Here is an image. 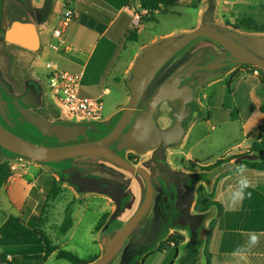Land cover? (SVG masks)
Returning <instances> with one entry per match:
<instances>
[{"label": "rangeland", "instance_id": "obj_1", "mask_svg": "<svg viewBox=\"0 0 264 264\" xmlns=\"http://www.w3.org/2000/svg\"><path fill=\"white\" fill-rule=\"evenodd\" d=\"M197 1L200 3L197 8H193V3H197ZM211 5L215 7L214 24L240 35L241 39L238 40V43L246 44L249 39L264 35L259 32V28L264 27V0H182L179 6L170 9L168 13L161 12L155 15V20H145L146 28L143 29L142 37L150 40L154 36L170 33L173 34L166 37L181 36L185 33L183 30L195 29L202 25L203 16ZM15 11L26 13L21 1L18 2ZM27 21L33 20L28 19ZM4 23L5 27L6 20ZM132 33L135 32L132 31ZM203 41L200 39V42L199 40L194 42L181 52L176 60L186 56L195 45ZM208 50L204 51L208 52ZM36 57L37 55L7 45L3 39H0L1 75L4 73L8 78V74H11L17 80H25L24 78L32 75ZM9 62L11 73L8 69ZM90 68L93 69V63ZM48 71L44 67L39 71L41 74L38 72L36 75V77L46 76L47 89ZM111 88L112 95L102 99L104 103L103 118L114 111L109 107L117 99V89L115 86ZM49 101L55 116L46 117V119L76 123L56 99L50 96ZM196 104L198 108L189 124L183 142L167 150V159L172 166L179 170L198 172L197 192H205L207 200L220 205V207L214 206L205 212L209 214V217L205 221L204 227L211 224V236L204 239L198 248L202 264H206V257L209 252L212 253V240L223 241L225 239L231 244H242L245 247L248 261L258 264L260 260L254 253L255 248H260V244L264 242V239L261 238L264 232V172L249 168L245 164L247 160H240V158L250 155L254 157L251 160L264 161V154L254 156L251 149L254 142L262 139L258 130L264 127V71L253 65L229 68L221 75L210 78L202 87L198 88ZM170 111L171 108L167 104L162 106L159 115L160 125L167 127L172 123L169 116ZM119 116L120 113L115 116V119H119ZM101 121L87 122L99 123L98 125L101 126ZM28 127L18 133L9 129L18 136L37 144L58 145V143L50 141V138H45L38 133L33 126L29 125ZM101 134L102 132L98 136ZM81 139H85L86 142L90 141V137H87L86 134L72 143ZM5 153L0 149V163L9 162L13 177L5 185L4 193L9 195V187L13 186L19 190L20 195H28L29 198L37 201L45 200L41 214L33 216L40 218L41 223L31 221V226H38L48 235L54 245L74 253L83 260L93 262L100 258L104 252L101 245L103 235H108L113 239L116 231L122 226L121 223L115 222L107 233L101 231L114 213L115 203L106 195L86 191L82 186L80 189L75 188L69 183V180H65L50 165L40 164L25 157L20 160L18 158L21 156H10ZM136 153L139 157L142 155L148 157L151 154L154 156L153 151ZM218 161H222L218 167L208 169ZM57 188L60 189V193L54 198L53 194ZM226 202L230 204L224 212L223 205ZM69 206L73 212L74 225L67 234L60 235L58 229L63 222L65 210ZM126 215H128L127 211ZM218 215L222 216L221 219ZM228 219L238 220V222L234 224L232 222V225L229 226V222H226ZM99 224L102 225L100 229L98 228ZM96 234L98 240L95 243ZM183 234L187 236L186 232ZM202 235L205 237L204 233ZM237 235H240L239 238L241 235L243 236L240 238L241 241H238ZM253 236L256 237L255 242L252 241ZM174 244L176 243L174 242ZM192 250L190 243L184 246L181 249L184 257L178 261V264H188L192 257L190 255ZM122 254L118 256L117 260H114L113 264H122L121 262L124 260ZM175 255L176 250L171 247H166L165 251L155 249L145 264H172ZM198 262L195 261L194 264H199ZM51 264L70 263L66 260L52 259Z\"/></svg>", "mask_w": 264, "mask_h": 264}, {"label": "water", "instance_id": "obj_2", "mask_svg": "<svg viewBox=\"0 0 264 264\" xmlns=\"http://www.w3.org/2000/svg\"><path fill=\"white\" fill-rule=\"evenodd\" d=\"M33 21L15 20L4 31L0 38L10 46H15L33 54L40 53L41 36L39 26L45 25L53 10V0H46L44 14L36 8L33 0H19ZM214 5L203 16L201 26L182 34L170 36L147 47L143 55L136 61L129 83L131 99L120 113L115 127L103 138L79 144H68L77 141L87 132H97L99 123L65 124L61 120L49 121L36 115L31 109L23 108L16 102V113L22 124L33 126L44 137L56 138L62 146H45L26 140L0 122V149L5 155L9 153L25 157L40 164L50 165L57 173L72 174V169H62L58 164L72 163L84 158H103L129 173H138L146 184L145 198L138 211L129 219L125 217L124 189L119 182L103 183L90 178L80 179L78 183L69 180L75 188L88 186L86 191L109 196L116 209L104 227L107 233L115 222L121 228L111 239L103 235L101 245L104 252L100 258L88 264H113L118 256L127 254V243L138 228L140 222L153 203L154 189L149 174L143 168H136L126 161L121 153L133 150L138 153L154 152V160L168 180L163 179L172 199L180 211V229L190 231L191 244H198L200 232L209 217L207 213L192 215L191 210L196 200V176L183 171H174L167 160V150L181 144L187 133L189 124L196 113V94L207 80L217 77L229 68L240 65H253L264 71V35L249 39L246 44L238 43L241 36L226 28L214 24ZM37 17V18H36ZM199 39L203 42L195 45L186 56L176 60L178 55ZM209 49L208 52L204 50ZM214 49L223 50L222 52ZM30 92L22 99L28 106L36 104V96ZM0 112L7 115L6 101L0 95ZM33 100V101H32ZM164 104L170 108L172 123L164 127L159 124V115ZM19 108V109H17ZM11 127L13 122L7 120ZM102 123V122H101ZM254 157L245 155L240 160H251ZM94 185V186H92ZM107 185L108 188H104ZM123 222V224H122ZM152 242L146 252L153 251L157 242ZM123 258H125L123 256ZM134 264H144L134 260Z\"/></svg>", "mask_w": 264, "mask_h": 264}, {"label": "crops", "instance_id": "obj_3", "mask_svg": "<svg viewBox=\"0 0 264 264\" xmlns=\"http://www.w3.org/2000/svg\"><path fill=\"white\" fill-rule=\"evenodd\" d=\"M68 1L79 13V18L64 29L62 35L65 43L64 47L60 50H55L52 45L57 44L58 40L53 36V32L60 26V18ZM45 2L46 0H33L34 6L42 11L45 9ZM81 6H87L99 11L105 18H93L87 12H84ZM135 13L142 14V18H147L146 20H148L151 18L156 19L155 15L161 13V11L149 12L142 9L141 0H53V10L48 22L38 28L42 45L40 53L33 54L27 51L30 54L37 55L36 60H34L36 64L32 68V75L36 77V75L41 74L39 71L43 70L44 67L47 69V64H52L62 71L82 75L83 95L86 97H101L103 100L104 97L112 95L111 87L115 86L117 99L109 107V109H114V111L105 118L121 113L131 99L129 83L136 61L143 55L147 47L160 42L163 37L173 34L154 36L150 40L143 39L142 33L143 29L146 28V23L141 20L140 27L135 29L133 26V15ZM197 15L199 22V11ZM192 29L183 30V32L186 33ZM132 31L138 34V41L127 39V35ZM94 60L95 62H93ZM92 63L93 69L90 68ZM132 177L131 174H126L124 181L127 182V187L134 194L138 204L142 193L141 181L132 180L133 183L131 184L130 180ZM4 189L5 186L2 188L0 195V228L10 216L19 217L25 225L31 226V218L41 214L45 200L37 201L29 198L28 195H20L19 190L13 186L9 187V195L4 193ZM228 204L230 203H224V212ZM126 211L127 208L124 211L125 214ZM129 217V214L126 215L124 221ZM221 217L219 216V219ZM226 222H229L228 225L230 226L232 222L234 224L238 220L228 219ZM208 226L209 233L206 235L204 231H201L198 244L195 246L191 244L190 235L187 234L186 236L183 234L181 235L183 240L179 246L171 245L173 242L168 240L158 245L155 249L159 250L163 244H165V247L161 251H165L166 247L174 248L176 255L172 264H178V261L184 257L181 249L190 243L193 250L188 264H194L195 261L198 262V259H200L198 263L202 264L201 253H199L198 248L202 241L211 235V224ZM103 230L104 228L101 231ZM203 233L205 237L202 235ZM262 235L261 238L264 239V232ZM239 236L237 235L238 241H241L240 238L243 236L241 235L240 238ZM97 240L96 234L94 242L96 243ZM211 248L212 253L209 252L208 255L210 264H256L248 261L246 250H244L245 247L242 244H231L226 239L223 241L212 240ZM184 254L186 255L187 253ZM254 255L260 260L258 264L264 262V242L260 244V248H255ZM208 256L206 257V264L208 263ZM0 257H5L8 261L14 260L15 264H51L52 259L59 261L56 258V253L45 258V248L41 245H0ZM0 264L10 263H2L0 261Z\"/></svg>", "mask_w": 264, "mask_h": 264}, {"label": "flooded vegetation", "instance_id": "obj_4", "mask_svg": "<svg viewBox=\"0 0 264 264\" xmlns=\"http://www.w3.org/2000/svg\"><path fill=\"white\" fill-rule=\"evenodd\" d=\"M18 2L19 0H0V32H4L15 20L27 21L28 19H32L27 11H25L26 12L25 14H22L19 11H15L18 6ZM48 4L49 2L47 3L46 8ZM46 8L43 11V15H45L44 12ZM5 20L7 24L4 27ZM5 44L7 43L5 42ZM216 50L217 49H214V51ZM220 52H222V49L220 50ZM10 66L11 64L9 62V66H8L9 73H11ZM8 76L9 77L7 78V76L4 73L2 75L0 74V95H2L3 100L6 101L7 108L5 109H9V112L7 111V115L5 117H3L0 112V122L4 126H6L8 129L9 128L12 129L16 133L20 132V130L24 131L25 129L29 128L28 124H22L19 121L20 114L16 113L15 111L16 102H19V104L23 108L31 109L33 113L45 119L46 117L55 116L52 112V106L49 101L50 94L46 86V82H47L46 76L34 77L33 75H31L27 78H24L25 80L23 81L13 78L11 74H8ZM29 92L33 94L32 96H36V104L34 106H28L22 102V99ZM0 100L2 99L0 98ZM115 116L117 115H113L112 117H108V118H103V120L101 121L102 125L97 127V132L95 133L87 132L86 134L87 137H90V141H97L103 138L104 136H106L109 132H111L119 120V119H115ZM7 120H11L15 124V127L9 126ZM65 124H72V123H65ZM101 132L102 134L98 136V134H100ZM50 141L58 143L57 146L63 145L60 144L56 138H50ZM85 142H86L85 139H81L78 142L75 143L70 142L68 144H79ZM121 156L136 168H143L149 174L154 189L153 203L149 211L140 222L138 228L131 235V242L130 244H128L127 254H124L122 252L123 253L122 255L125 257L123 262H121L122 264H134V260L136 259L142 261V263L145 264L147 259L149 258V256H151L153 252V251L146 252L147 248L150 246L152 242L158 240L159 237L164 235L162 239H160L157 242V246H158L164 241L167 242L173 235H183V232H186L187 234L190 235V231L187 229H180L176 226L179 224L181 213L178 210L176 204L174 203V200L172 199L171 192H169L168 188L164 183L163 179L168 180V177L167 176L165 177L164 172L159 169L158 164L154 160V156L151 154L148 157H144L143 155L142 157H139V155L133 150L124 151L121 153ZM168 163L174 171H183L187 174H192L196 176L195 179V182H197L195 187L196 200L191 210V214L197 215L200 213H204L203 211L196 208L197 195H198L197 192L198 172H194V171L188 172L184 170H179L174 166H172L170 162ZM56 166L62 169H72L73 170L72 174L62 175L61 173H59V175L62 176L65 180H73L76 183H78L80 179H84V178L97 180L96 181L97 183H99L100 181H102L103 183H108V182L112 183L113 181L119 182L122 188L124 189V194H125L123 195V198H125L124 208H129V210H127L128 214L130 215L129 219L138 211L140 205L142 204L145 198L146 184H145V180L141 175H139L138 173H129L123 170L122 168H120L119 166L103 158H95V159L84 158L78 161H74L72 163L58 164ZM126 174L128 175L131 174V176H133L132 179L130 180L131 184L133 183L132 180H136L137 182H139V180L141 181L142 193H141V200L139 201L138 204L136 203V198L134 194L132 193L130 188L127 187L128 186L127 182L124 181ZM103 186H105L104 188H108L107 185H103ZM76 188L80 189V186H77ZM88 188H89L88 186L84 187V189H88ZM202 229L203 230L201 231H204L206 235L209 233V226L208 227L203 226Z\"/></svg>", "mask_w": 264, "mask_h": 264}, {"label": "trees", "instance_id": "obj_5", "mask_svg": "<svg viewBox=\"0 0 264 264\" xmlns=\"http://www.w3.org/2000/svg\"><path fill=\"white\" fill-rule=\"evenodd\" d=\"M182 0H141V7L144 10H147L149 12L154 11H161L162 13H168V11L174 7H177L181 4ZM50 3V1H49ZM200 2L197 1V3H193L192 7L197 8V5ZM67 4L65 5V7ZM81 9L84 12H87L89 16L96 18V19H103L105 16L100 13L99 11H96L92 8H89L87 6H81ZM109 19V18H108ZM107 19V20H108ZM146 18H143V21H145ZM150 20H155L154 18H151ZM260 33H264V27L259 28ZM127 39L130 41H138V34L137 33H130L127 35ZM259 136H262V139L260 141H256L252 145V152L254 153V156H258L261 154H264V127L259 128L258 130ZM10 156H17L15 154L9 153ZM222 161H218L216 164L212 165L208 169H214L218 167ZM246 166H249V168H253L257 171L264 172V161L257 162L254 160H247L245 162ZM13 177L12 169L8 161H3L0 163V195L1 190L3 186H5ZM60 193V189L57 188L54 191V198ZM206 194L203 191H199L197 195V205L196 208L206 212L210 210L212 207H220L218 203H214V201H209L206 199ZM221 210V209H220ZM31 221L33 223H41V219L37 217H32ZM74 220H73V212L71 207H67L64 213V219L62 224L60 225L58 232L60 235L67 234L73 227ZM101 224H99V229L101 228ZM211 236V235H210ZM209 236V237H210ZM183 240V236L181 235H173L169 239L171 242H175L176 246H179L181 241ZM0 245L1 246H29V245H41L45 248V258L50 256L53 253H56V258L59 260H66L71 264H88L91 261L89 260H83L79 258L74 253L60 249L58 246L54 245L48 235L43 232L38 226H27L25 225L19 217L16 216H10L8 220L5 222V224L0 228ZM165 247V244L161 245V248L159 250H162V248ZM0 261L2 263H10L15 264L16 262L8 261L5 257H0ZM93 261V260H92ZM209 262V256H208V263Z\"/></svg>", "mask_w": 264, "mask_h": 264}, {"label": "built area", "instance_id": "obj_6", "mask_svg": "<svg viewBox=\"0 0 264 264\" xmlns=\"http://www.w3.org/2000/svg\"><path fill=\"white\" fill-rule=\"evenodd\" d=\"M64 9L60 26L53 32V36L58 40L57 44L52 45L55 50L64 47L62 35L64 29L71 23L77 21L79 13L68 1ZM133 26L135 29L140 27L142 14L133 15ZM48 73V92L50 96L56 99L76 122L93 123L94 121L103 120L104 103L101 97H85L82 95V75L62 71L52 64H47ZM93 121V122H87ZM24 157L18 159L23 160ZM171 245H174L172 243Z\"/></svg>", "mask_w": 264, "mask_h": 264}, {"label": "clouds", "instance_id": "obj_7", "mask_svg": "<svg viewBox=\"0 0 264 264\" xmlns=\"http://www.w3.org/2000/svg\"><path fill=\"white\" fill-rule=\"evenodd\" d=\"M245 186H246V184H245ZM255 240H256V237L253 236V237H252V241L255 242Z\"/></svg>", "mask_w": 264, "mask_h": 264}]
</instances>
